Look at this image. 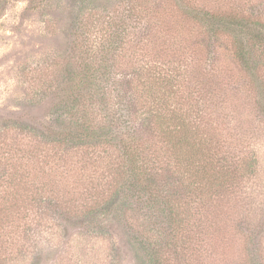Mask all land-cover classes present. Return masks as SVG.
Wrapping results in <instances>:
<instances>
[{
    "label": "rangeland",
    "instance_id": "1",
    "mask_svg": "<svg viewBox=\"0 0 264 264\" xmlns=\"http://www.w3.org/2000/svg\"><path fill=\"white\" fill-rule=\"evenodd\" d=\"M156 7L169 25L162 47L175 53L174 66L220 87L211 98L224 103L217 136L233 145L244 139L246 147L232 154L243 148L258 158L256 172L213 203L216 220L210 213L199 221L210 231L198 246L202 263L264 264V113L257 103L264 67L256 76L243 71L233 38L208 32L185 12L197 7L264 17V0H0V264H143L127 220L85 216L110 196L121 151L65 149L42 133L55 126L69 70L87 46L96 47L122 22L131 24L129 40L150 41ZM142 8L147 20L138 16ZM129 214L131 225L142 228L141 218ZM169 256L177 257L174 250Z\"/></svg>",
    "mask_w": 264,
    "mask_h": 264
},
{
    "label": "trees",
    "instance_id": "2",
    "mask_svg": "<svg viewBox=\"0 0 264 264\" xmlns=\"http://www.w3.org/2000/svg\"><path fill=\"white\" fill-rule=\"evenodd\" d=\"M156 9L150 41L129 40L131 24L122 22L111 26L96 47L87 46V55L71 65L55 126L46 127L42 137L65 149L120 150L119 176L110 196L90 209L87 219L112 215L127 220L143 264H203L198 246L210 231L201 229L202 218L212 213L216 220L213 203L223 192H236L237 183L256 172L258 158L243 148L238 156L232 154L244 139L233 145L232 138L217 136V120L223 117L218 109L224 103L211 98L219 97L220 87L211 89L203 75L174 66L175 53L162 47L169 25ZM185 12L208 32L233 38L243 71L256 76L264 67L263 16L197 7ZM138 16L147 20V9ZM260 84L257 103L264 113ZM130 212L141 218L142 228L131 225ZM173 250L175 258L169 256Z\"/></svg>",
    "mask_w": 264,
    "mask_h": 264
}]
</instances>
